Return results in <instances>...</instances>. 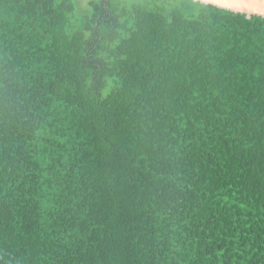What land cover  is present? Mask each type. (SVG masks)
I'll return each mask as SVG.
<instances>
[{
    "label": "trees",
    "instance_id": "obj_1",
    "mask_svg": "<svg viewBox=\"0 0 264 264\" xmlns=\"http://www.w3.org/2000/svg\"><path fill=\"white\" fill-rule=\"evenodd\" d=\"M0 264H264V17L0 0Z\"/></svg>",
    "mask_w": 264,
    "mask_h": 264
},
{
    "label": "water",
    "instance_id": "obj_2",
    "mask_svg": "<svg viewBox=\"0 0 264 264\" xmlns=\"http://www.w3.org/2000/svg\"><path fill=\"white\" fill-rule=\"evenodd\" d=\"M204 4L246 14L247 17L258 15L264 17V2L262 0H193Z\"/></svg>",
    "mask_w": 264,
    "mask_h": 264
},
{
    "label": "rangeland",
    "instance_id": "obj_3",
    "mask_svg": "<svg viewBox=\"0 0 264 264\" xmlns=\"http://www.w3.org/2000/svg\"><path fill=\"white\" fill-rule=\"evenodd\" d=\"M88 0H76V2H77V4H78V6H85V4H86V2H87Z\"/></svg>",
    "mask_w": 264,
    "mask_h": 264
},
{
    "label": "clouds",
    "instance_id": "obj_4",
    "mask_svg": "<svg viewBox=\"0 0 264 264\" xmlns=\"http://www.w3.org/2000/svg\"><path fill=\"white\" fill-rule=\"evenodd\" d=\"M262 2H264V0H262Z\"/></svg>",
    "mask_w": 264,
    "mask_h": 264
}]
</instances>
